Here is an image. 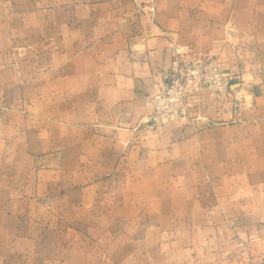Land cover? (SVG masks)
<instances>
[{"label": "crops", "instance_id": "crops-1", "mask_svg": "<svg viewBox=\"0 0 264 264\" xmlns=\"http://www.w3.org/2000/svg\"><path fill=\"white\" fill-rule=\"evenodd\" d=\"M179 46L236 85L135 129ZM0 264H264V0H0Z\"/></svg>", "mask_w": 264, "mask_h": 264}, {"label": "built area", "instance_id": "built-area-1", "mask_svg": "<svg viewBox=\"0 0 264 264\" xmlns=\"http://www.w3.org/2000/svg\"><path fill=\"white\" fill-rule=\"evenodd\" d=\"M143 9L150 14L155 13L153 4ZM174 49L184 59L173 63L167 85L146 99L150 113L140 120L135 129L151 133L171 123L199 119L192 115L189 108L188 101L191 98L202 93L222 96L231 92L237 83L233 76L221 70L215 53L189 56L190 51L184 46ZM118 142L128 145V141L124 139H118Z\"/></svg>", "mask_w": 264, "mask_h": 264}]
</instances>
